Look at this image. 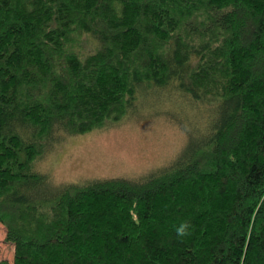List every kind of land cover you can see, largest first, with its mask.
I'll return each mask as SVG.
<instances>
[{"label":"trees","instance_id":"1","mask_svg":"<svg viewBox=\"0 0 264 264\" xmlns=\"http://www.w3.org/2000/svg\"><path fill=\"white\" fill-rule=\"evenodd\" d=\"M148 87L211 104L171 166L37 169ZM0 226V264H264V0H0Z\"/></svg>","mask_w":264,"mask_h":264},{"label":"rangeland","instance_id":"2","mask_svg":"<svg viewBox=\"0 0 264 264\" xmlns=\"http://www.w3.org/2000/svg\"><path fill=\"white\" fill-rule=\"evenodd\" d=\"M135 111L120 123L88 134L67 137L39 163L55 186L85 184L96 179L141 180L171 166L185 146L187 130L196 133L208 119L205 107L173 88L148 87ZM206 118V119H204ZM0 226V242L4 237ZM11 249L0 243V261Z\"/></svg>","mask_w":264,"mask_h":264},{"label":"clouds","instance_id":"3","mask_svg":"<svg viewBox=\"0 0 264 264\" xmlns=\"http://www.w3.org/2000/svg\"><path fill=\"white\" fill-rule=\"evenodd\" d=\"M189 225L187 223H182L179 227L176 228V233L178 236L183 237L189 234L188 229Z\"/></svg>","mask_w":264,"mask_h":264}]
</instances>
